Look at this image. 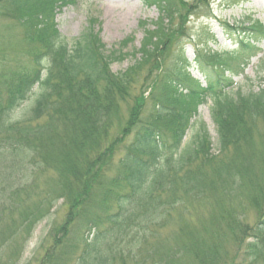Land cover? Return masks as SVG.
<instances>
[{
  "label": "trees",
  "instance_id": "obj_1",
  "mask_svg": "<svg viewBox=\"0 0 264 264\" xmlns=\"http://www.w3.org/2000/svg\"><path fill=\"white\" fill-rule=\"evenodd\" d=\"M146 1L159 16L151 28L140 25L144 35L132 52L140 56L134 67L113 73L110 67L131 55L123 54L127 43L107 52L88 29L71 41L62 37L53 20L61 0H0V16L23 28L15 50L27 59V65L0 70V170L10 176L0 175L4 262L14 264L21 246L12 235L4 236L3 219L17 214L12 228L26 234L29 221L34 227L61 201L67 215L46 236L48 250L38 264H184L186 257L190 264H216L212 252L228 237L232 257L242 259L232 264H264V156L253 149L252 131L264 115V86L257 92H227L224 74L207 52L198 55L200 67L219 78L207 76L205 87L186 74L182 50L171 72L162 70L163 51L185 36V16L187 20L205 0ZM241 44L255 48L244 38ZM143 67L147 76L142 86L156 74L152 88L129 94ZM121 98L131 103L120 135L133 133L132 139L122 145L118 136L103 146L110 128L118 126ZM207 100L215 144L202 123L182 145L187 129L195 127L191 119L197 106ZM22 167L30 176L34 168L56 175L58 183L46 203L29 209L20 203L21 195L33 188L27 172L16 178ZM108 171L114 175L104 180ZM197 198L209 200L213 210L207 211L206 223L189 224ZM235 199L248 200L251 207L260 200L263 217L257 226L242 224V214L236 216L233 209L243 204H231ZM174 212L184 219L181 223L174 221ZM25 234L15 236L22 241ZM175 247L178 253L165 256Z\"/></svg>",
  "mask_w": 264,
  "mask_h": 264
},
{
  "label": "rangeland",
  "instance_id": "obj_2",
  "mask_svg": "<svg viewBox=\"0 0 264 264\" xmlns=\"http://www.w3.org/2000/svg\"><path fill=\"white\" fill-rule=\"evenodd\" d=\"M185 1L188 2V4H192L196 0ZM205 1L208 2V5H206V2L199 5L194 15L191 16L189 20H186L185 16L182 22V33L185 36L180 38L172 48H168V50L166 49L163 51L162 56L164 53L165 56L160 64V68L162 67V70L170 71L173 68V61L182 48L184 49L187 62L193 64L195 62L196 48H200L199 50L202 52L200 54L201 57L202 55H206V53H204L205 50H208L207 53L209 54H212V52L217 53L216 49L220 52H224V54H215L217 56L213 59L214 67L222 72L228 70L230 74L232 73V75H236L238 73V64L241 63L236 62V60H231V56H226L235 54L237 51L239 47L238 35L229 30L225 25L228 24L230 27H235L239 33H241L240 28H247L249 26L248 20L253 22L257 21L264 27V0ZM74 2V4H67L56 15V23L59 33L71 41L75 38H79L80 35L88 29L98 35L101 44L105 46V50L107 52L118 50L120 44L127 43V48L123 50V54L131 53V55L124 58L120 62L114 63L111 66V71L117 73L121 70H126L127 68L132 69L134 67L135 59L140 57L139 54H136L134 57L133 55H135V52H137L140 48L144 35L143 28L139 26V24L140 22H146L148 26H151L158 16L156 9L154 7H146L142 0H74ZM14 17L17 16L15 15ZM90 18L91 20H89ZM22 33H24L23 28L20 27L13 18H4L0 16V70H2L3 67L12 70L20 65H27V59L19 58V54L22 53V51L15 50L16 47L21 44L20 41L22 39ZM246 34L247 33H245V35ZM212 37L214 38V42L212 44H206L208 39H211ZM258 43L259 44L256 43L258 46L256 56L248 65L243 66L244 71L242 73L233 78L235 87L232 90V93H235L237 89H240L242 93H247L249 91L257 92L259 89L263 88L264 39L261 41L259 40ZM201 57H197L200 62ZM142 65L143 64L137 66L142 67ZM197 68L199 69V67L196 66L195 70L192 71V76L198 78V75L200 76V74ZM141 71L142 73L139 78V82L131 89V93L129 94L137 95L141 94V92L148 93V88H152L153 78L156 74H151L152 78L150 77L151 79H149L142 86L143 79L147 76V68L143 67V70ZM123 97L128 99L126 95ZM124 99L121 98L123 103L118 110L120 111L117 120L118 126L113 130L110 128L109 137L102 141L103 146H106L108 143V145H110V143L118 136H120L119 141L123 143L122 145L130 143L132 139L133 133L125 136L126 138H123V136L120 135V127L122 131V127L128 119V108L131 103V99L128 100V103L123 101ZM27 106L28 104H26L25 108H27ZM210 108L211 104L209 102L198 108V115L195 119V127L188 132L183 145L189 141L198 126L202 123L206 126L211 140L215 144L217 134L215 124L211 118ZM21 114H16L15 116L17 118H22ZM120 115L121 118H119ZM252 131L254 132L253 149L256 152H260V156H264V150L262 149L260 142L258 143L259 140L261 141V139H264V115L260 118L259 123L254 129H252ZM119 148L122 152V146ZM115 159L118 158L116 157ZM9 162L10 160H8L4 166ZM27 170L28 168L22 167L16 170L14 174H16V178H19L21 175L25 174ZM31 172V176L27 172L29 174L27 184H32L33 188L29 190L30 192L25 191V193L21 195L23 199H20V203L26 209L31 208L33 204L46 203L47 199L52 196L53 190L55 189L53 188L54 182L58 183L56 175L53 173L47 171L36 172L35 168L31 169ZM114 172L108 171L107 175L104 174V180L113 176ZM0 175L10 178L5 170H0ZM21 183L24 184L23 181H21ZM3 185L7 187L8 183L4 182ZM194 201V204H197V211L193 218H187V220L190 221L189 224H196L203 221L206 223L208 221L207 211H209L210 208L213 210L210 205L212 203L205 198H197ZM255 201H253L254 206L252 207L249 205L250 203L248 200L245 201L235 199L233 200V203H231L243 204V208L234 207L233 212L236 216L242 214L241 217L243 218V222H241L248 228L257 226L263 217L261 216L260 211L262 209L261 204H259L260 200L256 201L257 203H255ZM67 211L68 208L64 206L63 202H55L51 213L38 222L34 227L30 225L31 221H29L28 227H24L26 229V234L21 230L12 228V225L18 219L16 217L17 214L16 216L10 215L8 218L3 219L6 225L2 228L4 236L12 235L14 244L21 246V249L11 248L12 251H17L19 249L17 256L15 257L14 264H17V262H19L18 264H38L44 258V255L48 250V245L46 244H49V240L46 239V236L50 230L65 219ZM173 218L176 223H181L182 220H184L179 217L178 212L173 213ZM171 224L172 223H168V226ZM212 227L213 226H211L210 229H212ZM16 232H19V237L21 234H25L22 240L23 244L22 241L15 236ZM163 236L170 237L171 235L164 234ZM201 237H203V235H201ZM162 247L163 246L161 245L160 248L162 249ZM216 248L218 251L212 252V254L217 256L216 264H232V261L241 262V258L232 257V255L235 254V251L232 250L229 237L223 242H220L219 247ZM170 252L171 254H176L175 252L178 253V250L176 247L171 249V251L168 250L169 254H166L165 256H169ZM158 256L159 255H156L155 257H162ZM0 264L9 263L4 262V258L2 256ZM69 264H75V261L70 262ZM184 264H190L188 257H186Z\"/></svg>",
  "mask_w": 264,
  "mask_h": 264
}]
</instances>
